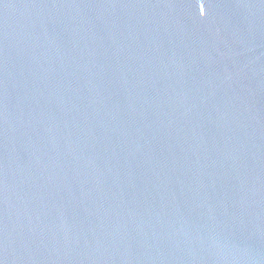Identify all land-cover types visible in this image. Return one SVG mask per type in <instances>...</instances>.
Returning <instances> with one entry per match:
<instances>
[{
  "label": "water",
  "instance_id": "95a60500",
  "mask_svg": "<svg viewBox=\"0 0 264 264\" xmlns=\"http://www.w3.org/2000/svg\"><path fill=\"white\" fill-rule=\"evenodd\" d=\"M0 264H264V0H0Z\"/></svg>",
  "mask_w": 264,
  "mask_h": 264
}]
</instances>
